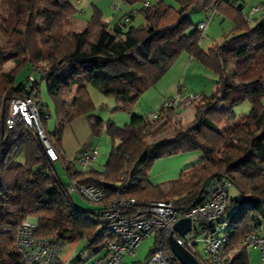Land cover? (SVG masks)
I'll return each instance as SVG.
<instances>
[{
    "label": "trees",
    "instance_id": "obj_1",
    "mask_svg": "<svg viewBox=\"0 0 264 264\" xmlns=\"http://www.w3.org/2000/svg\"><path fill=\"white\" fill-rule=\"evenodd\" d=\"M125 1L140 4L141 24L120 22L109 28L92 5L78 31L70 20L76 8L69 0H0V264H24L15 239L28 217L37 220L33 235L38 239L69 244L85 240L87 246L116 239L99 206L84 210L76 205L68 190L73 180L111 197L134 198L137 205L170 200L177 210H185L204 198L212 178L229 181L237 191L222 215L227 226L221 231L229 238L222 254L228 264H250L240 241L252 222L259 227L264 220V0L262 12L252 19H246L238 0H174L175 6L163 0ZM199 1L229 20L234 34L203 48L196 24L186 16ZM182 53L216 76L209 94H192L191 122H178L174 107H160L152 119L133 115L123 127L92 114L96 104L88 87L113 98L114 111H128ZM8 62L12 67L6 69ZM36 65L48 74L34 87L39 98L40 85L46 84L56 123L86 115L91 134L110 139L101 170H78L67 162L64 181L55 168L59 158H49L32 129L23 124L5 127L10 100L29 93L23 88L25 78L17 82L18 77ZM244 101L250 110L238 116L234 108ZM49 118L48 106L40 103L44 134L50 144L59 143L60 128L50 133ZM168 127L172 137L153 138ZM193 152L199 160L176 179L150 180L157 160ZM198 227L196 235L215 229L206 223Z\"/></svg>",
    "mask_w": 264,
    "mask_h": 264
},
{
    "label": "built area",
    "instance_id": "obj_2",
    "mask_svg": "<svg viewBox=\"0 0 264 264\" xmlns=\"http://www.w3.org/2000/svg\"><path fill=\"white\" fill-rule=\"evenodd\" d=\"M147 5V3H145ZM117 7V5H115ZM260 8H253L246 15L251 18ZM135 14L132 10L121 20L126 24ZM209 19L196 24L200 33V40L204 39ZM32 70L39 75H28L23 88L29 90L28 94L10 100L4 117V125L11 129L15 125L23 124L32 129L45 145L51 160L59 158L58 154L47 140L39 121L40 101L35 89V83L46 77L48 72L39 65L32 66ZM195 96L192 94L177 93L161 101V107L168 109L190 106ZM147 119L156 117V112H148ZM98 150L91 143L82 146L77 160L82 167H86L96 160ZM229 181L221 178H212L205 185V196L195 206L177 210L170 200L149 201L144 205H137L134 198L111 197L102 189L88 184H80L73 180L68 190L77 192L87 201L98 205L102 209V219L110 233L116 236L115 240L107 239L104 244L105 254L97 257L92 264H173L175 256L171 253L168 236L191 253L200 264H228L222 254L223 248L229 238L226 232L216 230L211 232L195 233L200 231L198 224H221L222 215L230 205ZM181 218L190 220V229L185 235H180L174 229V224ZM37 220L28 217L16 233L15 249L21 255L24 264H58L61 259L63 243L49 239H38L33 235ZM153 236V247L141 262H127L126 256H133L141 240ZM203 244V255H199L197 243ZM168 246V251H167ZM241 247L255 246L259 249L260 258L264 261V236L260 234L259 227L252 222L248 232L240 241Z\"/></svg>",
    "mask_w": 264,
    "mask_h": 264
},
{
    "label": "rangeland",
    "instance_id": "obj_3",
    "mask_svg": "<svg viewBox=\"0 0 264 264\" xmlns=\"http://www.w3.org/2000/svg\"><path fill=\"white\" fill-rule=\"evenodd\" d=\"M69 1L78 7L77 1L79 0H69ZM95 1L96 0H82L81 5L86 7V13L84 15L75 13V15H72L73 18L76 17L77 19L81 18L82 20H86L90 16V13H91V4ZM111 1L112 0H100V3L106 4L109 14H111V10L109 9V6H110L109 4H111ZM116 1L118 2L120 0H116ZM149 1L154 2L155 0H149ZM165 3L168 5H172V6L176 5L174 1L172 3H168L165 0ZM139 5L140 4L138 3L135 4V6H138V7ZM202 12L203 10L201 11L198 7H195L194 9L189 10L186 13V16H188V18L191 19V21L195 23V21L197 20V18L200 16ZM81 19L79 20L83 22ZM109 20H110L109 23H111L112 19H109ZM37 21H38V24H40V18H38ZM232 26H233L232 23L227 19L225 20V24H219V16L215 14V16L211 20L210 27L206 28L205 34L210 35L215 30L217 29L220 30L222 27H224L223 29L224 34L229 35L231 32L230 30L232 29ZM74 29L79 30L78 28H74ZM208 39L206 40V38H204L200 41V42L203 41L201 43L203 47H206L205 42H208ZM10 67H11V64L10 62H8L5 68L8 69ZM65 68L66 67H63L64 70ZM209 73H212V72L209 71ZM21 74L22 75L32 74V75L39 77V75L36 74L29 66L24 68ZM17 82H19V79L17 80ZM185 82H187V80H185ZM204 85H205V80L202 77H197L193 80V83H192L193 89H189V92H191V94L197 95V93H193V92L205 90ZM88 88H89L90 97L93 100V102L96 104V107L92 111V114L100 117L104 121L111 119V121L114 122L119 127H123L124 125L130 122L131 117L129 118L128 111H130L131 109L138 110L141 107L139 102H136L128 111L127 110L114 111L113 108L115 106V102L113 98L105 96L104 94H102L100 91H98L97 89L93 87H88ZM202 92L204 93V91ZM205 92H208V91H205ZM182 93L185 95L189 94V93H186L185 91H182ZM38 100L40 101L41 104L47 105L49 108L50 118L47 121V130L50 133H53L58 127L60 128L59 137L61 138V143L59 144L56 141H52L51 144H53L54 150L59 156V159L55 161V168H56L57 173L61 176V178L64 181H67V177L63 169V165L66 164L67 162H72L78 170H81V169L88 170L90 168L101 170L111 150L112 145H111L110 139L105 134H102L100 136L92 135L90 126L86 119V115H82V114L77 115V116L71 117V119L69 120L65 119L59 124L56 123V117L54 115L53 106L48 97L47 90H46V84L44 82L40 85V93H39ZM160 105L155 108L151 107L150 109L147 110V113L148 111L149 112L158 111L161 107ZM263 105H264V100H263ZM250 107L251 106L249 102L244 101L240 105L236 106L234 110L238 116H242L250 110ZM192 110H193L192 106L182 107L180 108V110H178V113L180 114V117L182 118L184 122L187 123L189 122V118H192ZM147 113H145L144 116H146ZM173 135L174 133L172 130H167L163 133H160L159 135H156L153 138L159 139V138H164V137H172ZM153 138H149L148 141L152 140ZM91 142L93 146H97L98 155L95 161L91 162L86 167H82L77 160L78 151L82 146H84V144L91 143ZM160 161H164V158L157 160L156 163L153 164L149 172L150 180L154 183H157L158 181H160V179H157L156 177V174L159 171H161V169L158 168V163H162ZM236 195H237V191L235 190L233 186L230 185L229 198H233ZM72 196H73V199L76 205L81 209L92 210L93 208L98 206L96 204H93L87 201L77 192H72ZM259 227H260V231L264 234V230H263L264 221L263 222L261 221V225ZM215 228L216 230H220L223 228V225L215 224ZM106 241L107 239H105L103 243H99L96 245L94 244L90 246L86 245L85 240H79L71 244L63 243L62 251H61V261L68 263L71 260H76V258L80 256L79 264H91L97 257H99L102 254V251L105 250V248L102 245L105 244ZM153 242L154 240H153L152 235L141 240L137 246V251L135 255L126 256L125 260L127 262L143 261L145 257L148 255L150 249L153 247ZM96 249H98V252H95ZM173 264H180V263L173 261Z\"/></svg>",
    "mask_w": 264,
    "mask_h": 264
},
{
    "label": "crops",
    "instance_id": "obj_4",
    "mask_svg": "<svg viewBox=\"0 0 264 264\" xmlns=\"http://www.w3.org/2000/svg\"><path fill=\"white\" fill-rule=\"evenodd\" d=\"M81 1L82 0L77 1L78 7L74 5L76 8L75 13H79L81 15H84L86 13V7L81 5ZM163 1L165 2V0H163ZM173 1L172 0H166V2H168V3H172ZM238 1L240 3H242L243 12L245 13V16H246L251 9L260 8L263 0H238ZM92 5H95L97 8H99V10L102 13V19L108 23L109 28L113 27L115 24L120 23L121 20L123 19V17L128 12H130L132 10L135 11V14L131 18H129V21L127 23H129L130 25L136 26V25H139L143 22L142 16L137 12L138 6L131 5V4L127 3L125 0H120L118 2L116 0H112L111 4H109L110 5L109 9L111 10V14H109L108 8L106 7V4L100 3V0H96L95 2H93L91 4V7H92ZM115 5H117V7H115ZM195 7H198L201 11L203 10V12L197 18L195 23L192 22L191 19L188 18V16H187V18L193 24H197L200 21L209 19V23H208V28H209L211 25L212 18L217 13L215 12L214 9L204 8L200 1L196 4V6H194V8ZM260 12H262V8L249 19H252V18L258 16V14ZM75 13L73 15H75ZM217 15L219 16V24H225L226 19L223 18L219 14H217ZM79 19H81V18H79ZM79 19H77L76 17L73 18V16H70V20L73 24V27L81 30V29H83V27L85 25V21L87 19L86 20L81 19L83 22H81ZM109 19H112L111 23H109V21H110ZM223 29H224V27H222L220 30L217 29L213 33H211L210 35L205 34L204 38H206V40L209 38L208 42H205L206 47L210 46L213 42L221 41L223 39V37L234 34V27L233 26H232V29L230 30L231 32L229 35L228 34L225 35L223 32ZM202 42H200V45ZM203 48H205V47H203ZM11 67H12V64H11ZM28 75H30V74H28ZM28 75L20 74V78H18L19 81H21V79L23 80ZM197 77H202L205 80V85H204L205 90H200V91H196L193 93H197V94L203 93L202 91H204V93H210L214 89L215 82H216V76L213 73H209V71L204 69L201 65L196 63L194 60H192V58L187 53L180 54L179 57L174 62V64L170 67V69L153 86L148 88L141 95V97L138 100L141 107L138 110L131 109L130 111H128L129 112L128 113L129 118L132 117L133 115L143 117L144 114L147 113L148 109H150L151 107L152 108L158 107L164 98L171 97V96L177 94L179 91H181V93H182V91H185L186 93L191 94V92H189V89H193L192 83H193V80ZM185 80H187V82H185ZM205 91H208V92H205ZM180 108H182V107L176 108L174 110L176 113V120L178 122H180L181 124H187V123L191 122L193 119V110H192V118H189V122L186 123L182 120V118L180 117V114L178 113V110H180ZM110 121H111V119H110ZM167 130L173 131V128L168 127L166 129L162 130L161 132H159L157 135H159L160 133H163ZM60 143H61V138L59 140V144ZM91 144H92V142H91ZM95 147L97 148V146H95ZM199 157H200L199 153L193 152V153H185V154H181V155H177V156H173V157L164 158V161H160L162 163H158V168H160L161 171H159L156 174L157 179H160V181H158L157 183L167 181V180H171V179H176L179 176V174L181 173V171L186 166H189V165L197 162L199 160ZM221 220H222L221 225H223V228L226 227L227 226L226 222H224L223 219H221ZM263 221L264 220H262V222ZM260 225H261V223H260ZM259 230H260V227H259ZM260 234L262 236H264V234L261 231H260ZM196 250H197L199 255L204 254L203 244L201 242L197 243ZM246 251L248 254V260H249L250 264H264V261H262L260 258V252H259V249L257 247H255V246L247 247ZM95 252H98V249H96ZM104 254H105V250L102 251V254L100 256H102ZM77 259L78 258H76V260ZM60 261H61V259H60ZM71 261H74V260H71ZM79 262H80V260H79ZM79 262L77 264H79ZM68 263L61 261V264H68Z\"/></svg>",
    "mask_w": 264,
    "mask_h": 264
},
{
    "label": "water",
    "instance_id": "obj_5",
    "mask_svg": "<svg viewBox=\"0 0 264 264\" xmlns=\"http://www.w3.org/2000/svg\"><path fill=\"white\" fill-rule=\"evenodd\" d=\"M190 224L191 223L188 218H181L174 224V229L180 235H185V233L190 229ZM168 244L171 253L181 264H200L191 253L176 243L172 234H169L168 236Z\"/></svg>",
    "mask_w": 264,
    "mask_h": 264
}]
</instances>
